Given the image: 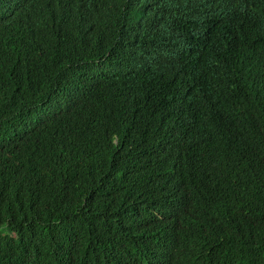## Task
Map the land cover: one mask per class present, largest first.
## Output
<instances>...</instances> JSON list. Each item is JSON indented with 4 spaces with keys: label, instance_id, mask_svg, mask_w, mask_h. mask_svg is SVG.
I'll return each mask as SVG.
<instances>
[{
    "label": "trees",
    "instance_id": "trees-1",
    "mask_svg": "<svg viewBox=\"0 0 264 264\" xmlns=\"http://www.w3.org/2000/svg\"><path fill=\"white\" fill-rule=\"evenodd\" d=\"M162 263L264 264V0H0V264Z\"/></svg>",
    "mask_w": 264,
    "mask_h": 264
},
{
    "label": "clouds",
    "instance_id": "clouds-1",
    "mask_svg": "<svg viewBox=\"0 0 264 264\" xmlns=\"http://www.w3.org/2000/svg\"><path fill=\"white\" fill-rule=\"evenodd\" d=\"M220 1H222V0H220ZM211 31H212V28H204L203 27L198 33H195V35L193 34L192 42L198 47V45L196 44V36H197V34L201 35L203 38H209L210 34H211ZM198 50H200L199 47H198ZM172 205H174V204H172ZM163 243H164L165 247H168L169 244H170L167 239L164 240ZM159 262H161V260H159ZM162 264H165V263H162Z\"/></svg>",
    "mask_w": 264,
    "mask_h": 264
}]
</instances>
